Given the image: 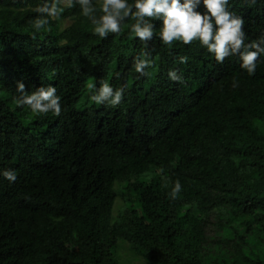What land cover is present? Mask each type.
Here are the masks:
<instances>
[{
    "label": "trees",
    "instance_id": "1",
    "mask_svg": "<svg viewBox=\"0 0 264 264\" xmlns=\"http://www.w3.org/2000/svg\"><path fill=\"white\" fill-rule=\"evenodd\" d=\"M43 3L0 0V171L16 174L0 176V264H264V56L249 76L198 41H141L131 19L100 38L64 0L37 31ZM228 7L245 43L264 37V0ZM17 81L54 86L60 115L19 106ZM105 81L125 89L114 107L89 99Z\"/></svg>",
    "mask_w": 264,
    "mask_h": 264
},
{
    "label": "clouds",
    "instance_id": "2",
    "mask_svg": "<svg viewBox=\"0 0 264 264\" xmlns=\"http://www.w3.org/2000/svg\"><path fill=\"white\" fill-rule=\"evenodd\" d=\"M67 7L79 5L81 15L87 17L93 25V32L100 38L109 33H120L122 23L131 19V34L141 41L148 42L158 35L159 40L168 47L174 42L190 45L198 41L216 62L222 63L226 57L238 56L240 68L252 76L256 72L258 58L264 56V37L257 41L245 43L244 21L229 10V0H100L99 15L93 0H64ZM201 7L203 11H201ZM36 11L39 16L34 20V28L39 31L49 23L50 18H59L63 9L60 0H44ZM152 20H159L158 32ZM187 57H179L180 63H186ZM153 67L148 53H141L134 59V69L141 76L152 73ZM170 81L181 82L182 75L176 69L167 72ZM235 86V84H234ZM93 90L89 96L91 102L100 105L116 106L124 97V87L114 88L103 82L99 88L88 84ZM19 93L17 104L27 106L34 114L61 113V97L54 86L37 87L30 94L23 81H17ZM0 176L14 181L16 174L12 170L0 171ZM181 191L179 181L175 183L171 196Z\"/></svg>",
    "mask_w": 264,
    "mask_h": 264
},
{
    "label": "rangeland",
    "instance_id": "3",
    "mask_svg": "<svg viewBox=\"0 0 264 264\" xmlns=\"http://www.w3.org/2000/svg\"><path fill=\"white\" fill-rule=\"evenodd\" d=\"M68 23H69V21H65L64 24H68ZM119 202H120V199L118 198L117 201H116V203L114 204V209H113L114 213H115V212L117 211V209H118ZM124 249H125V248H123L122 250H124ZM135 263H137V261H135ZM138 264H140V263L138 262Z\"/></svg>",
    "mask_w": 264,
    "mask_h": 264
}]
</instances>
